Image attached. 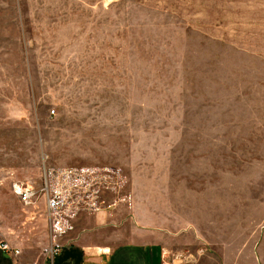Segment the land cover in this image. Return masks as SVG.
Here are the masks:
<instances>
[{"label": "rangeland", "instance_id": "obj_1", "mask_svg": "<svg viewBox=\"0 0 264 264\" xmlns=\"http://www.w3.org/2000/svg\"><path fill=\"white\" fill-rule=\"evenodd\" d=\"M74 166L194 216L199 264H264V0H0V226L44 227L12 184Z\"/></svg>", "mask_w": 264, "mask_h": 264}, {"label": "crops", "instance_id": "obj_2", "mask_svg": "<svg viewBox=\"0 0 264 264\" xmlns=\"http://www.w3.org/2000/svg\"><path fill=\"white\" fill-rule=\"evenodd\" d=\"M184 204V208H194ZM110 208L80 215L53 259L44 254V248L52 243L49 223L43 227L27 220L18 224L23 229L19 226L15 231L1 224L2 240L8 241L13 250L0 247V264H199L201 234L194 216L177 218L182 220H177L176 232H171L169 224L173 221L167 214L158 220L137 211L135 201L128 207L118 202ZM180 224L189 226L192 235L187 238L193 243L188 250ZM171 252L178 253L173 262Z\"/></svg>", "mask_w": 264, "mask_h": 264}, {"label": "built area", "instance_id": "obj_3", "mask_svg": "<svg viewBox=\"0 0 264 264\" xmlns=\"http://www.w3.org/2000/svg\"><path fill=\"white\" fill-rule=\"evenodd\" d=\"M124 183L125 176L120 168L47 167L39 187L17 180L13 182L12 190L25 206L35 205L40 198L44 199L52 236V243L44 248V254L53 259L61 250V240L69 238L79 216L116 205L120 199L110 201L109 194L120 193ZM0 247L13 250L8 241L2 240L1 232ZM15 252L19 253V250Z\"/></svg>", "mask_w": 264, "mask_h": 264}]
</instances>
